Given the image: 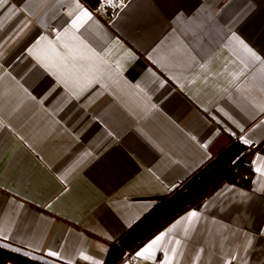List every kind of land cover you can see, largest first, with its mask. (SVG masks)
I'll return each instance as SVG.
<instances>
[{"label":"crops","instance_id":"0c3cea01","mask_svg":"<svg viewBox=\"0 0 264 264\" xmlns=\"http://www.w3.org/2000/svg\"><path fill=\"white\" fill-rule=\"evenodd\" d=\"M77 3L91 19L72 28ZM92 7L0 6V246L104 264L238 140L248 184L224 182L119 264H264V0H125L111 20ZM161 233L154 257L136 256Z\"/></svg>","mask_w":264,"mask_h":264},{"label":"trees","instance_id":"16d2710c","mask_svg":"<svg viewBox=\"0 0 264 264\" xmlns=\"http://www.w3.org/2000/svg\"><path fill=\"white\" fill-rule=\"evenodd\" d=\"M92 6L98 0H86ZM240 141L234 140L223 148L205 165L185 181L176 186L170 194L159 199L151 211L144 215L114 245L104 264H119L126 253H133L156 233L190 208H196L201 201L224 182L248 184L252 171L244 164L251 156ZM49 264L7 247L0 246V264Z\"/></svg>","mask_w":264,"mask_h":264},{"label":"snow or ice","instance_id":"6c2138e0","mask_svg":"<svg viewBox=\"0 0 264 264\" xmlns=\"http://www.w3.org/2000/svg\"><path fill=\"white\" fill-rule=\"evenodd\" d=\"M2 3H3V0H0V6H2ZM101 7H103V5H101ZM76 8L81 9V10H80L79 14L76 16V18L72 21V28H78L80 26V24L83 22L84 18L91 19V14L88 11L82 9L81 5L79 3L76 4ZM41 39H44V38L42 37ZM240 43H241V45H243V47L249 53L250 56H252L256 60L260 59V57L257 56L255 52H253L251 49H249L247 47V45L243 44V41H240ZM241 139L243 140L244 143H246V144L249 143V141L247 139H244V138H241ZM197 215L198 214L195 211H193V212H190L188 214V216L184 219H187L190 222L193 218L197 217ZM177 223H179V221H177ZM173 227H175V225H173ZM171 231H172L171 228L167 230V232H171ZM166 234L167 233H161V234L157 235L145 247H143L140 251H138L136 253V256L137 257H144L145 259H151L152 257H154L156 251L159 250V248H160V242L165 239ZM176 243L178 244L179 241H176ZM171 251L176 252V249L173 248V249H171ZM49 255H56V253H49ZM84 259H91V258L85 256ZM92 264H99V262L93 261ZM163 264H170V261H168L166 259L163 262Z\"/></svg>","mask_w":264,"mask_h":264},{"label":"built area","instance_id":"2783aa9c","mask_svg":"<svg viewBox=\"0 0 264 264\" xmlns=\"http://www.w3.org/2000/svg\"><path fill=\"white\" fill-rule=\"evenodd\" d=\"M125 0H98L91 10L95 15H103L106 19L111 20L119 15ZM103 5V7H101ZM247 165L248 161H244Z\"/></svg>","mask_w":264,"mask_h":264}]
</instances>
